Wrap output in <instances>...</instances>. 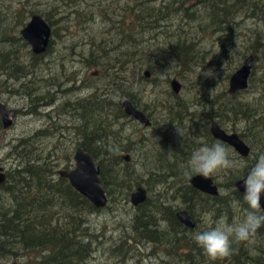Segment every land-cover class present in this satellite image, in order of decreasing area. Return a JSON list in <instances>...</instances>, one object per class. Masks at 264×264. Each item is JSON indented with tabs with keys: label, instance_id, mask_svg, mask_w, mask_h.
<instances>
[{
	"label": "rangeland",
	"instance_id": "obj_1",
	"mask_svg": "<svg viewBox=\"0 0 264 264\" xmlns=\"http://www.w3.org/2000/svg\"><path fill=\"white\" fill-rule=\"evenodd\" d=\"M49 4H53L52 0L43 1L41 6L49 10ZM65 8L60 7L59 11ZM51 12H54L55 22L51 34L53 43L46 54L34 63L28 87H22L13 79L0 83V102L14 114L11 129H0V166L7 172L12 171L21 162L13 153L12 146L23 137L32 138L37 130H48L46 136L38 137L33 144L42 152L34 151L32 157L37 154L43 156L50 151L52 159L49 163L55 166L56 173L51 176L50 187L42 195L41 203L28 207L26 202L20 205L7 202V208L11 207L12 211H17L21 205L24 210L29 208L30 225L35 226L33 234L39 229L51 233L55 226L63 224L66 218L78 212L76 196L70 192L67 183L59 182L57 176L61 169L74 165V148L80 143L77 131H74L81 124L76 104L79 99H86L94 93L95 88L101 96L110 93L114 101H122L129 94L139 108L144 109L151 125L144 127L136 120L128 119H121L122 125L115 122V129L120 131V135L127 134L126 138L130 140L126 150L120 151V157L127 156L129 161L121 158L114 173L110 174L106 206L79 212L83 218L79 247H73L65 259L56 261L60 264H217L204 253L195 258H186L184 252L170 250L183 237L193 239L196 232L205 230L204 217L208 215L200 210L204 207L195 203L200 208L195 211L199 227L197 225L191 232L175 220L174 214L190 204L185 195L188 179L183 176L182 170L200 141L209 144L215 141L209 130L212 120L228 133L243 135L250 146L245 137L250 134L246 133L248 126L264 121V54L259 53V59L254 62L248 86L234 95L227 92L229 78L243 61V58L238 59L236 51L230 55L228 63L222 59L219 66L213 62L215 66L196 67L194 72H187L188 76L185 72L178 75L174 68L166 76V69L157 68L153 74L149 70L150 76L147 78L144 76L145 69L140 74L125 73L123 80L112 82L101 65L86 67L84 64L89 51L86 40L90 32L75 25L70 20L73 15H69V12L58 14L54 9ZM103 19L99 16L90 25V31L95 36L106 31ZM213 48L212 55L217 60L221 59L219 42L214 41ZM24 58L29 61L27 57ZM101 62L107 64L106 60ZM230 67L234 70L227 77ZM202 68L205 72L214 69L215 76L206 78L198 75V70ZM95 71L96 75L93 74ZM172 78L181 84L178 94L171 89ZM206 80H210L209 83ZM35 98L38 99L33 101ZM213 101L217 103L213 105L212 115L208 116V104ZM205 103L207 106H203ZM194 106H199L203 111L193 110ZM175 110L181 114L173 119ZM249 114L251 116L247 118ZM49 132L56 134L51 136ZM115 139L110 137L108 146L112 148L115 145L119 150V142ZM122 142L125 143V140ZM229 147L232 158L242 160L233 147ZM169 151L174 155L170 157ZM257 152L258 149H253V157ZM245 169L213 177L216 184H223L231 174L236 175ZM136 186L145 189L146 200L134 206L130 202V194ZM243 215L244 212L235 208L233 218L228 220L232 222ZM43 236V233L38 237L35 235L36 244L29 246L26 235L22 236L24 243L12 231L8 238L0 237V264L37 263L41 257L38 249L46 237Z\"/></svg>",
	"mask_w": 264,
	"mask_h": 264
},
{
	"label": "trees",
	"instance_id": "obj_2",
	"mask_svg": "<svg viewBox=\"0 0 264 264\" xmlns=\"http://www.w3.org/2000/svg\"><path fill=\"white\" fill-rule=\"evenodd\" d=\"M41 1L46 0H0V83L13 79L22 87H28L34 63L44 55H34L29 44L20 36L19 30L31 15L36 13L42 15L52 28L55 22L51 9L58 11V14L69 12V15H73L72 19H69L75 25L90 32L86 40L89 51L84 58V64L86 67L101 65L112 82L123 80L124 74L128 72L140 74L142 70L148 69L153 74L157 68L166 69V76L170 75L169 70L173 68L178 75L185 72L188 76L187 72H194L196 67L215 66L213 62L219 66L222 59L228 63L230 55L235 51L238 59L252 54L254 62L259 59V53L264 54V0H52L53 4L48 6L49 10L41 6ZM60 7L66 8L59 11ZM99 16L104 17L106 31L104 35L95 36V33L90 31V25ZM214 41L219 42V60L212 55ZM52 43L53 39L50 38L48 49ZM101 60H106L107 64ZM96 70L100 72L99 69ZM233 70L230 67L226 76ZM206 81L209 83L210 80ZM103 95L105 96H101L95 88L90 97L77 102V116L81 124L75 127L74 131L78 129L80 143L77 147L92 154L100 165V176L107 189L110 174L114 173L121 162L120 151L126 150L129 141L115 129V122L122 125L121 119H134L125 114L120 100L114 101L110 93ZM221 97L220 95L219 98ZM124 98L139 108L131 95L127 94ZM214 102L208 104V116L212 115L213 105L217 103ZM180 114L179 110H175L172 113L173 119ZM250 116L251 114L247 118ZM1 127L0 122V129ZM46 131L48 130L38 131L32 138L23 137L12 146L13 153L21 162L12 171L7 172V181L0 186V237L6 239L12 231L17 233L24 243L22 236L26 235L29 246L36 244L35 235L38 237L43 233V237H46L38 249L39 252L36 251L41 257L35 264H60L57 261L65 259L70 249L80 245L83 218L79 216V212L95 208L84 197L70 191L76 196L78 212L66 218L63 224L55 226L51 233L39 229L33 234L32 229H35V226L30 225L32 220L28 218L29 208L24 210L21 205L17 211H12L11 207L6 206L7 202L13 203L12 205L26 202L28 207H32L43 201L42 195L49 189L51 176L56 173L55 166L46 163L52 159L50 151L43 156L37 154L32 157V154L34 151L42 152L33 144L38 137L46 136ZM247 132L250 134L245 137L250 142L251 151L247 158L241 159L251 166L253 149H258L257 154L264 152V121L251 123ZM55 134L49 132L48 135ZM110 137H116L119 150L115 145L112 148L108 146ZM241 138L244 140L243 135ZM122 140H125V143ZM246 174L247 168L236 175L231 174L227 182L217 184L220 194L213 198L204 196L187 185L185 195L190 204L186 209L195 217V211L200 209L195 206L196 203L204 207L200 210L213 220L224 215L231 220L235 208L242 212L247 208L243 202V194L234 187V182ZM179 177L182 178L180 175ZM59 182L64 183L65 180L59 178ZM236 202H239L238 206ZM196 223L198 225V222ZM234 247L238 250L233 256L216 263L264 264V227L259 229L255 246L259 255H250L248 246L243 244ZM170 250L184 252L186 258L203 254L194 240L187 237L177 241Z\"/></svg>",
	"mask_w": 264,
	"mask_h": 264
},
{
	"label": "water",
	"instance_id": "obj_3",
	"mask_svg": "<svg viewBox=\"0 0 264 264\" xmlns=\"http://www.w3.org/2000/svg\"><path fill=\"white\" fill-rule=\"evenodd\" d=\"M20 34L29 43L32 51L36 54H40L46 50L49 44L52 28L50 23L42 15L36 13L31 15L30 19L20 30ZM253 65L254 56L249 54L243 59L240 67L234 71L229 78L227 92L230 95H234L248 86V80L251 76ZM144 76L149 77L150 71L145 70ZM170 84L172 91L175 93L181 88V84L176 78H172ZM121 104L126 115L146 126L150 124L145 112L137 108L129 99L122 100ZM0 121L3 129L10 128L14 122V114L2 102H0ZM211 131L215 138L232 146L241 158H247L249 156L251 151L250 146L243 141L237 133L226 132L216 121L211 122ZM100 173V166L96 163L92 154L81 147H77L74 153V167L69 171H59L58 175L68 180L70 186L94 208L102 209L107 204V195ZM6 179L7 176L0 166V185L4 184ZM189 185L198 192L212 197H217L220 194L212 178L205 179L199 175L193 176L189 180ZM234 187L240 194H244V178L235 181ZM145 200L146 191L142 187H138L130 195V202L134 206L142 204ZM260 204L261 208L264 209V195L261 197ZM175 216L178 222L185 228L189 230L196 228V220L189 210H180Z\"/></svg>",
	"mask_w": 264,
	"mask_h": 264
},
{
	"label": "clouds",
	"instance_id": "obj_4",
	"mask_svg": "<svg viewBox=\"0 0 264 264\" xmlns=\"http://www.w3.org/2000/svg\"><path fill=\"white\" fill-rule=\"evenodd\" d=\"M200 74L212 78L215 76V70L208 69L205 72L202 68L198 70V75ZM193 110L203 111L199 106H194ZM231 151L230 147L221 140H215L211 144L200 141L182 170L183 176L190 180L194 175L208 179L220 176L221 173L247 168L243 194V202L247 208L244 209L243 217L229 222L226 216L213 220L205 215V230L196 232L192 237L210 261L230 258L238 250L234 246L241 244L248 246L250 255H259L255 246L259 229L264 227V209L260 204L264 195V152L253 157V163L249 166L246 161L232 158ZM168 155L171 157L174 153L169 151ZM236 204L238 206L239 202Z\"/></svg>",
	"mask_w": 264,
	"mask_h": 264
},
{
	"label": "flooded vegetation",
	"instance_id": "obj_5",
	"mask_svg": "<svg viewBox=\"0 0 264 264\" xmlns=\"http://www.w3.org/2000/svg\"><path fill=\"white\" fill-rule=\"evenodd\" d=\"M134 104V103H133ZM135 105V104H134ZM136 106V105H135ZM137 107V106H136ZM138 108V107H137ZM140 109V108H139ZM142 111H143V109H141ZM146 114V113H145ZM147 115V114H146ZM130 117V116H129ZM147 117H148V115H147ZM132 118V117H131ZM134 119V118H133ZM148 119H149V117H148ZM135 120V119H134ZM137 121V120H136ZM149 121H151L150 119H149ZM212 121H215V120H212ZM211 121V122H212ZM1 122V121H0ZM137 122H139V121H137ZM217 122V121H216ZM140 123V122H139ZM218 123V122H217ZM140 124H142L144 127H146V125H144L143 123H140ZM219 124V123H218ZM2 125V124H1ZM220 125V124H219ZM221 127V126H220ZM222 128V127H221ZM223 129V128H222ZM210 132H211V135L213 136V138L214 139H216V140H219V139H217V138H215L214 137V135L212 134V131H211V125H210ZM227 132V131H226ZM125 137L127 136V134H123ZM130 141V140H129ZM129 141H128V143H129ZM225 143V142H224ZM227 144V143H226ZM229 145V144H228ZM230 146V145H229ZM232 147V146H231ZM76 148V147H75ZM75 148H74V152H73V163H74V153H75ZM234 149V148H233ZM127 151H128V149H127ZM235 152H236V150H235ZM237 153V152H236ZM48 154V153H47ZM238 154V153H237ZM238 156H239V154H238ZM125 162H128L129 161V158L127 157V156H124V157H121ZM244 159V158H243ZM95 160V159H94ZM46 163H49L48 161L46 162ZM97 163V162H96ZM98 164V163H97ZM100 166V165H99ZM2 167V166H1ZM74 167V165L71 167V168H67V169H65V171H69V170H71L72 168ZM3 168V167H2ZM3 171H4V173L6 174V176H7V171L3 168ZM100 171H101V169H100ZM57 176H58V178H61L58 174H57ZM194 176H197V175H194ZM212 178V180H213V182H214V184L215 185H217L216 184V182H215V179H214V177H211ZM245 178V177H244ZM61 179H63V180H65V183H67L69 186H70V184H69V182H68V180H66V179H64V178H61ZM243 179V178H242ZM7 180V179H6ZM6 182V181H5ZM186 183L189 185V179L186 181ZM5 184V183H4ZM3 185V184H2ZM2 185H0V186H2ZM190 186V185H189ZM138 187H140V186H138ZM137 186L134 188V191H135V189H137L138 188ZM218 187V186H217ZM143 188V187H142ZM70 191H72V190H74L71 186H70ZM219 189V188H218ZM106 190V189H105ZM145 190V189H144ZM195 190V189H194ZM134 191H132V193L134 192ZM197 191V190H196ZM74 192L75 193H77L75 190H74ZM198 192V191H197ZM131 193V194H132ZM200 193V192H199ZM219 193H220V190H219ZM130 194V195H131ZM200 194H202V193H200ZM77 195H80L79 193H77ZM202 195H204V196H208V197H212V196H210V195H207V194H202ZM213 198V197H212ZM190 201V200H189ZM145 202V201H144ZM143 202V203H144ZM180 210H183V209H180ZM179 210V211H180ZM178 212V211H177ZM176 212V213H177ZM190 212V211H189ZM176 213H175V215H176ZM191 213V212H190ZM192 215V214H191ZM175 218H176V216H175ZM193 218L195 219V217L193 216ZM177 220V219H176ZM196 220V219H195ZM178 221V220H177ZM197 222V221H196ZM180 225H182V224H180ZM183 226V225H182ZM184 227V226H183Z\"/></svg>",
	"mask_w": 264,
	"mask_h": 264
},
{
	"label": "bare ground",
	"instance_id": "obj_6",
	"mask_svg": "<svg viewBox=\"0 0 264 264\" xmlns=\"http://www.w3.org/2000/svg\"><path fill=\"white\" fill-rule=\"evenodd\" d=\"M20 36H21V34H20ZM22 37V36H21ZM23 38V37H22ZM24 39V38H23ZM25 40V39H24ZM26 41V40H25ZM27 42V41H26ZM28 43V42H27ZM29 44V43H28ZM49 44H50V41H49ZM49 44H48V46H47V48H46V50L43 52V53H40V54H36V53H34L33 51H32V48H31V46L29 45V47H30V49H31V51H32V53L34 54V55H36V56H40V55H44L46 52H47V50H48V47H49ZM96 73H93L94 75H96L97 74V71H95ZM170 86H171V84H170ZM172 89V88H171ZM180 90H181V88H180ZM180 90L177 92V93H175V94H178L179 92H180ZM90 97V96H89ZM85 99V98H84ZM79 100H81V99H79ZM76 104V103H75ZM70 107V106H69ZM179 113V112H178ZM74 114V113H73ZM151 125V122H150V124L149 125H147L146 127H148V126H150ZM56 126V125H55ZM79 127V126H78ZM155 127V126H154ZM11 129V128H10ZM69 130V129H68ZM75 130V129H74ZM78 129H76V131H77ZM40 131V130H39ZM37 132H38V130H37ZM52 132H54V131H52ZM231 133H234V132H231ZM49 134V133H48ZM79 134V133H78ZM239 135V134H238ZM81 136V135H80ZM213 137V136H212ZM36 138H37V136H36ZM242 139V138H241ZM80 140V139H79ZM216 140V139H215ZM243 140V139H242ZM244 141V140H243ZM61 171H65V170H63V169H61ZM7 181V180H6ZM233 185V184H232ZM216 186H218V185H216ZM202 213V212H201ZM196 226H197V223H196ZM34 259V258H33Z\"/></svg>",
	"mask_w": 264,
	"mask_h": 264
}]
</instances>
